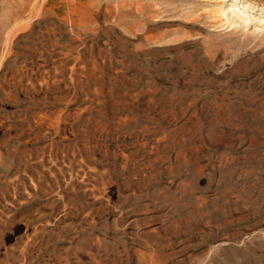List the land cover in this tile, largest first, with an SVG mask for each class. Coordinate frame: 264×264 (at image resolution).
Returning <instances> with one entry per match:
<instances>
[{
	"label": "rangeland",
	"instance_id": "374dc122",
	"mask_svg": "<svg viewBox=\"0 0 264 264\" xmlns=\"http://www.w3.org/2000/svg\"><path fill=\"white\" fill-rule=\"evenodd\" d=\"M0 264H264V0H0Z\"/></svg>",
	"mask_w": 264,
	"mask_h": 264
}]
</instances>
